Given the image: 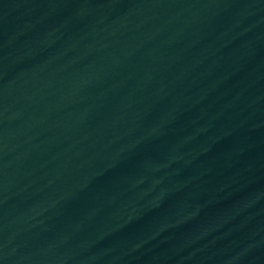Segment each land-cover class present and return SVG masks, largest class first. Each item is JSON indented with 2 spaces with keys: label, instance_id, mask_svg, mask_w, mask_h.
Listing matches in <instances>:
<instances>
[{
  "label": "water",
  "instance_id": "obj_1",
  "mask_svg": "<svg viewBox=\"0 0 264 264\" xmlns=\"http://www.w3.org/2000/svg\"><path fill=\"white\" fill-rule=\"evenodd\" d=\"M0 264H264V0H0Z\"/></svg>",
  "mask_w": 264,
  "mask_h": 264
}]
</instances>
